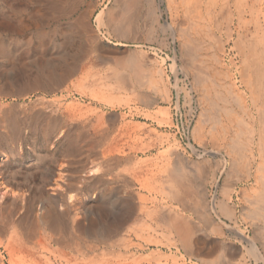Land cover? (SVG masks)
<instances>
[{
  "label": "rangeland",
  "instance_id": "obj_1",
  "mask_svg": "<svg viewBox=\"0 0 264 264\" xmlns=\"http://www.w3.org/2000/svg\"><path fill=\"white\" fill-rule=\"evenodd\" d=\"M248 2L261 13L245 16L241 34L264 40V0ZM54 3L0 0V183L21 192L5 195L0 186V264H264V112L263 122H250L259 113L240 84L235 36L221 33L215 68L236 91H220L211 78L197 82L199 70L209 74L194 58L204 50L190 45L193 62L182 54L186 22L166 0ZM101 44L112 53H100ZM172 60L195 94L190 136L199 114L212 115L211 103L244 118L216 156L192 136L191 145L207 153L189 154L172 129ZM83 68L88 77L81 79ZM179 107L186 111L185 99ZM202 189L209 223L196 207ZM213 205L218 213L210 212ZM50 208L58 215L42 222ZM197 242L212 250H198Z\"/></svg>",
  "mask_w": 264,
  "mask_h": 264
},
{
  "label": "bare ground",
  "instance_id": "obj_2",
  "mask_svg": "<svg viewBox=\"0 0 264 264\" xmlns=\"http://www.w3.org/2000/svg\"><path fill=\"white\" fill-rule=\"evenodd\" d=\"M42 1L45 5L44 6L42 5L41 7L48 8L47 1L52 4L56 2L57 0H50V1L42 0ZM166 3L168 5V8L171 11L180 13L186 22V30H187L186 33L185 34L180 33V36L182 37V42H183L180 44V51L189 61H192L194 58H198L199 56L200 61L206 64V66L209 69V74L207 73V71L205 73L203 69L199 70L200 72L198 71L197 75H195L197 82L203 81L205 77L207 80L211 78L215 87H217L218 89H221L220 91H222V89H227L231 92L236 91L233 85L229 84L228 79H227V74L222 72L220 69L215 68L216 65L220 63L218 52L221 48H223V43L222 41H220L221 33L223 32L226 36L231 37V38L235 36V39L232 38V48L237 52V54L242 60L239 73H238L239 78H240V84L246 88V91L248 93V98L251 101L252 107L256 110L257 113H259V115L255 113L257 115L256 119H254L253 117H250L249 120L252 123H257L259 121L263 122L262 114L264 112V40L254 35L250 37L244 36L241 34V31H240V29L245 23V16L247 15L252 16L255 11L259 15L261 13L260 9L256 10L254 5L249 4L248 0H166ZM125 8H128V6L127 7L125 6ZM135 10H136V7H134V11ZM128 13H129V10L125 9V15L123 17L126 18ZM101 20H102V14L101 13L97 14V16L95 17V21H96L95 23L97 25L96 27H100ZM234 25H236L235 30H233ZM171 30L173 31V29ZM116 34H117V37L118 36L125 37L126 35V33L119 32V31ZM190 45H195L197 48H199V51L204 50L205 54H200V55L197 54L192 59L191 54H190V47H191ZM132 60H133L132 56H128L126 58V61H132ZM128 66H130L129 71H131L132 73H135V71H133L135 69L131 65H128ZM130 68H133V70ZM65 77L66 75L59 76L61 80L65 79ZM87 77H88V69L83 68L81 70V79L87 78ZM237 95L239 96L241 100H243V96L241 94H237ZM143 100L146 105L153 104V98L150 96H144ZM211 104H212L211 110H213L212 115L210 114V112H209L210 116L207 114L206 116L204 113L199 114L198 119L196 120L193 126L191 136L193 140L206 137L208 140L207 141L208 145L212 147V149L209 150L208 152L209 156H216L219 154V142L225 141L227 139L226 137L228 136V134H230V132H233V130L237 128L238 126L243 125L245 121H244V118H241V117L238 118L237 115H230L232 113L227 111L226 107L219 108V106H217L215 103H211ZM2 137L3 135H0V140L2 139ZM196 148H197L196 146L191 145V149L193 151ZM1 155H3L2 151H0V157ZM261 165L262 164L259 163V165L256 166L257 170L252 174L254 179L258 178V175H259L258 173H260ZM0 186H1L2 194L9 195V196H13L17 194L19 195V197H21V192L14 190L10 186V184L7 182V180L2 181L0 183ZM105 192L106 191H104L105 195H110L109 192L107 193ZM195 195L201 199L199 200L203 204L200 206L197 205L196 207H200V213L202 217L204 218L206 223H209L210 218H208L209 216H208L207 206L204 204L205 190L202 189L201 192H199L198 194L195 193ZM192 200L194 202H197L194 199ZM4 201L6 203L10 202L7 197H5ZM36 202L32 204V207L33 206L36 207ZM97 202L98 201L93 202V205H96ZM95 208L97 209V212H100L99 207H95ZM109 209L110 208H106V211H107L106 217H109ZM209 209L211 210L210 212L213 211V213H218L214 205L213 207H210ZM218 210L222 215L226 217H230L231 215L229 210L225 208V206L220 205L218 207ZM121 211L119 212L120 217H122ZM112 212L115 213L114 211ZM64 213L67 214V211H64ZM93 214L98 216L96 212L95 213L93 212ZM57 215L58 214L57 212H55L54 209L52 208L47 209L45 215L42 216L41 221L42 222H44V220L51 221ZM101 215L102 214H100L99 216L103 217V215L102 216ZM213 216H216V215L213 214ZM216 219H217V216H216ZM92 225H95V223H92ZM190 229L192 230L191 227ZM237 233L244 241L249 242V240L247 239L246 236L243 235V233H240L239 231ZM197 243H199V246H197L198 250H203V251L212 250L210 249L212 248V246H205L206 244H208L207 242H197ZM186 245L188 248H191L192 246L194 247L196 245V241L195 242L186 241ZM250 245L253 251H257V248L252 242L250 243ZM260 246L261 248L258 251L261 250L263 252L264 251V241L262 245ZM263 259L264 257L262 258L260 255V260L262 263H263Z\"/></svg>",
  "mask_w": 264,
  "mask_h": 264
},
{
  "label": "built area",
  "instance_id": "obj_3",
  "mask_svg": "<svg viewBox=\"0 0 264 264\" xmlns=\"http://www.w3.org/2000/svg\"><path fill=\"white\" fill-rule=\"evenodd\" d=\"M167 69L170 90L172 92V100L174 101L172 117V129L179 140L180 146L189 154L196 157L205 156L202 148L191 149L190 130L197 114V105L194 100L195 94L189 76L181 70L175 60L170 62ZM187 97V98H186ZM180 98L187 102L186 111H182L179 107ZM184 112V113H183Z\"/></svg>",
  "mask_w": 264,
  "mask_h": 264
},
{
  "label": "crops",
  "instance_id": "obj_4",
  "mask_svg": "<svg viewBox=\"0 0 264 264\" xmlns=\"http://www.w3.org/2000/svg\"><path fill=\"white\" fill-rule=\"evenodd\" d=\"M125 42V40H123ZM198 145H206L207 143V138L206 137H202L200 139L194 140ZM242 145H245V143H242ZM136 162V159L134 160ZM192 178L195 181L196 180V174L193 173L192 174ZM119 189H121L122 191H124V193H126V189L125 187H119ZM190 207H194L193 205H191Z\"/></svg>",
  "mask_w": 264,
  "mask_h": 264
},
{
  "label": "water",
  "instance_id": "obj_5",
  "mask_svg": "<svg viewBox=\"0 0 264 264\" xmlns=\"http://www.w3.org/2000/svg\"><path fill=\"white\" fill-rule=\"evenodd\" d=\"M97 50H98L100 53H104V54H111V53H112L111 48H109L108 46L103 45V44L99 45V46L97 47Z\"/></svg>",
  "mask_w": 264,
  "mask_h": 264
}]
</instances>
